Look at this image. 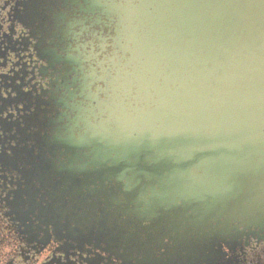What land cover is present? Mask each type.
<instances>
[{
    "label": "water",
    "instance_id": "obj_1",
    "mask_svg": "<svg viewBox=\"0 0 264 264\" xmlns=\"http://www.w3.org/2000/svg\"><path fill=\"white\" fill-rule=\"evenodd\" d=\"M135 1L74 146L92 172L84 159L72 181L113 179L136 198V244L167 240L168 264H195L264 222V0Z\"/></svg>",
    "mask_w": 264,
    "mask_h": 264
},
{
    "label": "flooded vegetation",
    "instance_id": "obj_2",
    "mask_svg": "<svg viewBox=\"0 0 264 264\" xmlns=\"http://www.w3.org/2000/svg\"><path fill=\"white\" fill-rule=\"evenodd\" d=\"M126 2L0 0V264H168L167 240L136 244V198L113 179L72 181L84 159L92 172L74 146L104 100ZM195 264H264V222L238 225Z\"/></svg>",
    "mask_w": 264,
    "mask_h": 264
}]
</instances>
